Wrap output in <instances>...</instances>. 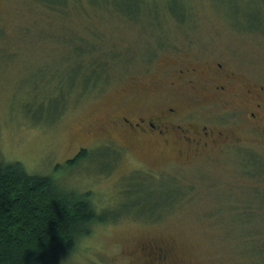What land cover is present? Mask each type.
Masks as SVG:
<instances>
[{"label": "rangeland", "instance_id": "374dc122", "mask_svg": "<svg viewBox=\"0 0 264 264\" xmlns=\"http://www.w3.org/2000/svg\"><path fill=\"white\" fill-rule=\"evenodd\" d=\"M98 58L107 66L88 68ZM216 64L230 90L264 87V0H0V163L91 194L102 209L126 183L139 191L127 204L161 207L154 219L92 224L59 262L149 264V247L168 246L161 264L259 263L249 252L264 238V120L246 119L250 97L235 113L214 102ZM166 108L182 126L224 127V141L193 150L176 135L112 126ZM80 149L87 157L66 164ZM248 154L260 173L243 164Z\"/></svg>", "mask_w": 264, "mask_h": 264}, {"label": "trees", "instance_id": "16d2710c", "mask_svg": "<svg viewBox=\"0 0 264 264\" xmlns=\"http://www.w3.org/2000/svg\"><path fill=\"white\" fill-rule=\"evenodd\" d=\"M85 48L79 47L78 55H82ZM78 59L74 61L77 66ZM91 65L88 68L95 66L102 70L107 66V61L98 58ZM80 68L83 69L81 65ZM98 73L101 71L98 70ZM61 101L55 99L54 102ZM88 154L86 149H80L66 164L75 165ZM247 161L254 167L250 171L252 174L259 170H255V167L262 170L259 161L250 154L243 164ZM143 181L138 180V184L145 187ZM132 186L126 183L119 194H123V199L102 209L91 194L64 189L50 176L28 172L20 162L0 163V264H64L66 260H59L71 257L79 239L91 232L92 224L112 222L129 212L136 216L156 218L158 213L155 214L154 210L161 207L153 198L149 197L150 204L145 199L141 201L140 197L126 203L124 198L127 195L137 196L139 193L136 188L131 189ZM132 209H136L135 212ZM257 244L250 248L249 256H255L258 264H264V238ZM162 249L159 255L151 256L150 260L158 256L163 258L169 254L168 249L171 251L168 246ZM247 263L257 264L251 263L250 259H247ZM152 264L161 263L154 261Z\"/></svg>", "mask_w": 264, "mask_h": 264}, {"label": "flooded vegetation", "instance_id": "af4514ba", "mask_svg": "<svg viewBox=\"0 0 264 264\" xmlns=\"http://www.w3.org/2000/svg\"><path fill=\"white\" fill-rule=\"evenodd\" d=\"M221 65L216 64L212 73L217 79V82L213 83L208 89V93L211 94L215 100V103H227L234 107L235 113V101L238 104V99L242 96L251 98L247 108L243 109V113L246 115V119L249 123H254L258 120H264V100L260 99V96L264 94V87H246L242 92L236 90H230L231 86V74H226L220 70ZM197 70L194 67H186L184 74H196ZM224 97V98H223ZM263 98V97H262ZM229 99V100H225ZM241 107V106H239ZM239 109H236L238 111ZM242 111V110H241ZM176 110L173 108H166L161 110L155 115L151 116H135L134 118L121 117L117 122L113 121L112 126H119L122 130L130 133L138 134L143 138L163 139L167 135H176L183 142L190 144L193 150L200 148H207L209 145H215L219 140L224 139V127L219 126L216 128H209L198 123H192L186 121V125L182 126L178 123ZM224 140H222L223 142ZM163 249L160 247H149L148 251L150 257L155 254H160ZM169 254L162 257H157L149 260V264L154 261L160 263L166 262L171 255V251L168 249Z\"/></svg>", "mask_w": 264, "mask_h": 264}, {"label": "bare ground", "instance_id": "6f19581e", "mask_svg": "<svg viewBox=\"0 0 264 264\" xmlns=\"http://www.w3.org/2000/svg\"><path fill=\"white\" fill-rule=\"evenodd\" d=\"M181 49H182V48H181ZM181 52H182V51H181ZM180 55H181V54H180ZM180 55H179V56H180ZM172 56H173V55H172ZM243 85H244V84H243ZM192 90H193V89H192ZM222 112H223V111H222ZM226 147H227V146H226ZM222 148H223V147H222ZM259 173H260V172H259Z\"/></svg>", "mask_w": 264, "mask_h": 264}]
</instances>
